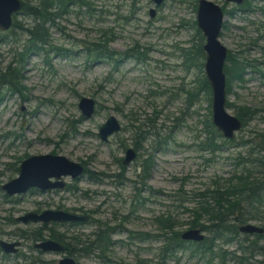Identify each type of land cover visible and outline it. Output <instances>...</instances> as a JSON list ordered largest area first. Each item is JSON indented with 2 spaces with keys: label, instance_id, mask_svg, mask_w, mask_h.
Returning <instances> with one entry per match:
<instances>
[{
  "label": "rangeland",
  "instance_id": "374dc122",
  "mask_svg": "<svg viewBox=\"0 0 264 264\" xmlns=\"http://www.w3.org/2000/svg\"><path fill=\"white\" fill-rule=\"evenodd\" d=\"M77 1L50 26L52 45L45 52L30 51L20 60L27 33L13 34L12 27L0 31L7 39L0 44V72L9 64L17 67L22 86L20 91L0 87V239L20 242L14 254L0 249V264H58L65 256L76 264H264L262 251L250 244L253 234L240 233L229 242L217 240L213 251L205 254L194 246L165 253L163 239L143 241L136 236L160 233L158 219L168 214L181 234L189 229L197 193L212 188L213 181L222 185L233 173L239 154L253 167L264 161V0H244L245 11L239 9L245 2L212 0L227 12L221 43L246 64L243 81L232 80L228 91L226 84L227 110L233 115L238 107L256 110L235 133L233 143L225 142L216 152L207 145L211 96L209 101L204 94L198 100L193 96L189 105L180 90L194 88L199 74L190 62L198 39L197 0H165L158 6L151 0ZM14 19L24 28L32 23L22 12ZM105 36L110 38V49L119 53L134 47L143 62L92 59L86 48ZM82 96L95 100L89 118H83L78 108ZM110 115L121 127L102 141L97 132ZM135 141L136 157L125 165V151ZM242 141L248 142L245 147L236 145ZM45 153L81 163L90 177L85 172L77 181L64 176V189L30 188L7 195L2 185L18 175L21 161ZM253 167L254 172L261 169ZM58 207L88 214L89 221L48 230L40 223L16 220L29 211ZM101 223L116 231L107 252L111 261L99 258L98 250L64 255L32 247L39 230L45 237L63 234L71 242L75 235L88 239ZM204 235L212 233L204 231ZM259 243L264 245V239Z\"/></svg>",
  "mask_w": 264,
  "mask_h": 264
},
{
  "label": "trees",
  "instance_id": "16d2710c",
  "mask_svg": "<svg viewBox=\"0 0 264 264\" xmlns=\"http://www.w3.org/2000/svg\"><path fill=\"white\" fill-rule=\"evenodd\" d=\"M35 2L29 3L27 0H21V11L26 17L32 19L30 26L25 27L19 24L15 19L12 22V33L15 34L16 31L27 33V43L20 51L19 58L22 60L28 52H40L47 51V48L52 45L51 35L49 32L50 26L54 25V20L64 13H66V8L68 5L78 3L77 0H34ZM87 3L82 1L80 3ZM245 2V1H244ZM246 2L240 5V10H248V7L244 9ZM225 11V8L222 6ZM226 12V11H225ZM227 13V12H226ZM229 13V12H228ZM224 24V23H223ZM224 27V25H223ZM197 42L193 47L192 55L193 60H190L191 64L195 65L199 74L195 77V86L192 89L181 87L182 93L187 95L186 100L191 104V99L198 100L203 94L207 96L208 101L211 96L210 85L203 73V61L205 53L202 49V41L204 40L201 31L196 28ZM109 37L105 36L99 43H92L91 48H86L87 53L94 60L104 59L107 61L120 62L122 59H134L137 62H143L142 55L135 52V48L131 47L124 52H115L109 48ZM5 34L0 33V44L6 41ZM13 40V38H12ZM61 49L57 48V51ZM69 51V49H65ZM188 54V53H187ZM190 58V54L188 56ZM187 58V59H188ZM227 63L224 64V73L226 75V84L228 91V84L232 80L238 82L243 81V70L245 69V62H239L236 57H233L230 52L226 59ZM20 62V61H19ZM18 73L17 67H11L9 64L3 71L0 72V87L8 85L10 90L20 91L22 86L20 83V78L16 76ZM229 104L226 102V106ZM255 109H250L247 107H238L236 116L243 121V125L256 115ZM210 125L209 137H207V145L212 152L221 150L224 143H233L232 139H226L223 143H217L216 139L222 140V136L219 131L213 126L212 121H208ZM207 123V124H208ZM138 128V127H137ZM141 133V131H139ZM139 133L136 134V139L140 136ZM247 141H242L236 143L237 146L245 147ZM134 150L139 149L138 142L135 141L133 145ZM254 150V147L251 148ZM244 157L239 154L235 158V169L233 173L230 174L228 179L221 184V181H213V187L207 188L199 193H197L196 199L194 201V206L190 209L192 213V218L189 221V228H201L203 231L212 233V236H205L200 242L186 241L181 239L180 232L175 230V219L171 215H166L162 219H158L160 226V233H140L136 236L143 241H150L152 239H163L165 253H173L176 250L185 249L186 246H194L196 250L206 253L207 251H213V247L217 240L232 241L238 239L241 232L238 230V226L248 221H261L262 227H264V161H259V165L255 167H260L261 169L257 172L250 170L254 166L252 161L243 160ZM150 163V160L148 159ZM251 162V163H250ZM144 166L143 171H147L148 164ZM237 166H241L237 170ZM253 167V168H255ZM85 174L90 177V173L87 169H84ZM75 179V181H77ZM220 183V184H219ZM69 186V185H68ZM97 222V221H96ZM84 224L82 222L68 223V226H74ZM45 227V226H44ZM117 230V229H116ZM115 229L106 223H101L95 231L92 232V236L88 239H82L79 235H75L72 241L69 242L68 237L63 234L51 233L50 237L63 242L65 251L69 255L83 254L86 255L91 251L98 250L97 256L99 258H107V261H111L107 257V252L113 245L112 235L115 233ZM37 234L33 238L34 241L42 239L41 230L36 232ZM254 238L250 241L254 247L262 251L264 254V245L260 244V240L264 239V233L253 234ZM25 236V235H23ZM132 236V235H130ZM246 237V236H245ZM132 238H135L132 237Z\"/></svg>",
  "mask_w": 264,
  "mask_h": 264
},
{
  "label": "water",
  "instance_id": "95a60500",
  "mask_svg": "<svg viewBox=\"0 0 264 264\" xmlns=\"http://www.w3.org/2000/svg\"><path fill=\"white\" fill-rule=\"evenodd\" d=\"M155 5L162 4L165 0H151ZM235 4H241L244 0H225ZM21 0H0V31H7L11 27L12 15L19 12ZM151 16L154 9H150ZM226 13L221 5L212 0H197L196 24L204 37L202 49L205 53L203 70L211 88V120L213 126L225 139H234L235 133L243 127L242 120L228 112L226 106V75L224 64L228 49L219 39L223 28ZM78 108L83 118L92 116L95 110V100L91 97L82 96L78 102ZM120 123L114 115H110L99 127L97 135L102 141H107L108 136L120 130ZM136 157L133 148H127L122 159L123 164L128 165ZM84 173V166L70 160L64 155L51 153L31 155L23 159L19 166L18 175L5 182L2 189L7 195L24 193L30 188L41 191L54 188H64L66 183L62 176L71 179L80 178ZM54 178V180H52ZM18 222L48 224L57 223H85L89 220L88 214H78L65 210L45 209L41 212L29 211L16 218ZM241 233L261 234L264 227L253 223H243L238 226ZM181 239L186 241L200 242L204 239V231L201 228H189L180 234ZM18 241L7 242L0 240V248L6 253L18 251ZM33 248L42 252H64L62 243L53 239H44L33 244ZM58 264H76V261L65 256L59 259Z\"/></svg>",
  "mask_w": 264,
  "mask_h": 264
},
{
  "label": "flooded vegetation",
  "instance_id": "af4514ba",
  "mask_svg": "<svg viewBox=\"0 0 264 264\" xmlns=\"http://www.w3.org/2000/svg\"><path fill=\"white\" fill-rule=\"evenodd\" d=\"M21 9V8H20ZM20 12H22L21 10L18 12V13H20ZM17 14V13H16ZM16 14H13L12 15V22L14 21V17H15V15ZM22 15H24L23 14V12H22ZM11 25H12V23H11ZM2 32V31H1ZM135 152H136V154H137V150H135ZM20 166V165H19ZM85 169V168H84ZM18 171H19V168H18ZM62 177H64V176H62ZM62 177H61V179H62ZM77 179V178H76ZM52 180H54V178H52ZM63 180V179H62ZM65 188V187H64ZM64 188H62V189H64ZM34 189H36V188H34ZM54 189H60V188H54ZM54 189H48V190H54ZM37 190H39V189H37ZM41 191V190H40ZM46 191V190H45ZM58 208H60V207H58ZM45 210V209H44ZM53 210H63V209H53ZM43 211V210H42ZM66 211V210H65ZM39 212H41V211H39ZM38 212V213H39ZM69 212V211H68ZM89 221V220H88ZM87 221V222H88ZM98 222V221H97ZM68 223H71V222H68ZM68 223H57V222H50V223H48V224H44V223H40V226H41V228H43V229H48V230H50V228L54 225V226H58V225H61V226H68L67 224ZM86 223V222H85ZM24 224V223H23ZM26 224V223H25ZM45 226V227H44ZM50 234L51 233H49V235H48V237H45L44 235H42V239H38V240H36V241H33V243H32V247H33V244L35 243V242H37V241H40V240H44V239H53V238H51L50 237ZM23 235H26L24 232H22V235H21V237H25V236H23ZM33 239V238H32ZM1 240V239H0ZM53 240H56V241H58V242H60V243H62L63 244V242H61V241H59V240H57V239H53ZM12 242H14V241H12ZM19 242V241H18ZM20 243V242H19ZM20 246V245H19ZM18 246V247H19ZM64 246V245H63ZM17 247V248H18ZM4 253H6L2 248H0ZM35 249V248H34ZM36 250H38L39 252H42V251H40L39 249H36ZM42 253H50V252H42ZM64 255H66L65 253H67L66 251H65V248H64V252H62ZM6 254H14V253H6Z\"/></svg>",
  "mask_w": 264,
  "mask_h": 264
}]
</instances>
